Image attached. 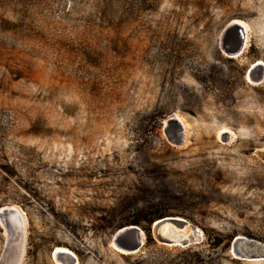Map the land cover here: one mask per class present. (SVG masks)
I'll return each mask as SVG.
<instances>
[{"label": "rangeland", "instance_id": "374dc122", "mask_svg": "<svg viewBox=\"0 0 264 264\" xmlns=\"http://www.w3.org/2000/svg\"><path fill=\"white\" fill-rule=\"evenodd\" d=\"M263 71L264 0H0V259L12 211L19 264H264Z\"/></svg>", "mask_w": 264, "mask_h": 264}, {"label": "water", "instance_id": "95a60500", "mask_svg": "<svg viewBox=\"0 0 264 264\" xmlns=\"http://www.w3.org/2000/svg\"><path fill=\"white\" fill-rule=\"evenodd\" d=\"M228 28H230L233 32L238 33L239 37V43L237 48L233 51V54L238 53L240 47L242 46V40L244 35V28L236 23L233 22L228 25ZM255 66H260V63L254 64L250 70H252ZM9 216H15L16 217V224L13 227H10L9 225H6V232L9 234L8 243L6 244L5 251L1 256L0 264H13L14 262H6V256L9 253V250L12 246L13 248V254L12 257L15 255V253L22 250L23 245L21 242L23 241V226L22 223L18 217V215L15 212L8 211L6 212ZM167 225V228L172 230L175 233H180L183 230V233H185L187 230H190L191 233L188 234L185 238H169L166 236H163L160 233L161 226ZM178 229V230H176ZM151 232L156 239V241L164 244H177L181 247L187 246L190 241H198L201 238V233L198 229H196L191 224L187 223L186 220L179 218V217H163L160 219H156L153 221ZM144 237V233L142 230H140L139 227L136 225H127L123 226L116 230L112 237V242L116 245L117 250L121 251L122 254H128L136 251L140 245L142 244V239ZM240 240H243L245 243L249 244L250 246H254L256 248H260L264 250V248L261 246V244L253 242V241H247L243 238H235L232 242L233 247H236L237 242ZM58 258L60 257L61 253H58ZM17 259V257H16Z\"/></svg>", "mask_w": 264, "mask_h": 264}, {"label": "bare ground", "instance_id": "6f19581e", "mask_svg": "<svg viewBox=\"0 0 264 264\" xmlns=\"http://www.w3.org/2000/svg\"><path fill=\"white\" fill-rule=\"evenodd\" d=\"M243 41V40H242ZM245 43V42H244ZM241 50V48H240ZM262 63V62H261ZM264 72V71H263ZM160 233L163 235V236H166V237H173V238H185L188 234L185 232L183 233V230L180 232V233H175L173 232L172 230L168 229L167 228V225H163L160 229ZM169 245H177V244H169ZM11 250V249H10ZM67 252V253H66ZM54 253H61V258H63V260H61L60 264H68L67 262L70 260L69 257L66 258V254H68V251L64 248H56L54 250ZM53 253V254H54ZM3 254V253H2ZM13 254V252H12ZM22 254V250L19 251L18 253L16 252L15 255L12 257V259L10 261L14 262V264H19L20 262V258L22 257L21 256ZM70 254V253H69ZM17 257V259H16ZM65 262V263H64ZM71 264V263H70ZM72 264H77V262L75 260H72Z\"/></svg>", "mask_w": 264, "mask_h": 264}, {"label": "flooded vegetation", "instance_id": "af4514ba", "mask_svg": "<svg viewBox=\"0 0 264 264\" xmlns=\"http://www.w3.org/2000/svg\"><path fill=\"white\" fill-rule=\"evenodd\" d=\"M71 256V255H70Z\"/></svg>", "mask_w": 264, "mask_h": 264}]
</instances>
